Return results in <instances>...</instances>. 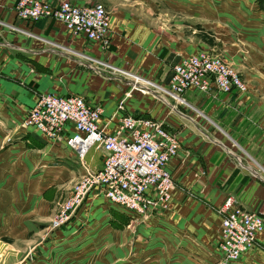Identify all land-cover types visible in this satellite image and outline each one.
Masks as SVG:
<instances>
[{"label":"crops","instance_id":"obj_1","mask_svg":"<svg viewBox=\"0 0 264 264\" xmlns=\"http://www.w3.org/2000/svg\"><path fill=\"white\" fill-rule=\"evenodd\" d=\"M70 1L105 6L111 19L108 44L73 35L59 20L23 21L13 9L16 0H0V105H6L4 113L19 118L41 93L78 94L102 107L98 122L105 133H114L125 114L161 121L177 134L179 150L167 163L174 181L170 207L164 216L151 219L157 223L150 229L163 231L171 248L181 247L176 263L182 258L183 264H215L221 220L227 211L240 205L264 218V66H259L264 63V5L259 0ZM201 50L221 55L249 89L235 93L191 88L183 104L155 91L167 85L180 57ZM118 70L154 90L146 93L133 88V80ZM28 128L39 149L53 151L50 156L59 161L56 167L64 168L72 178L84 174L75 150ZM72 132L68 124L64 136ZM102 156L103 151L92 146L85 159L91 169H98ZM95 193L88 194L85 204H95L91 213L102 222L86 224L78 240H58L91 257L95 247L109 245L111 231H120L103 222L108 207L131 214ZM145 229L142 225L134 238L133 254L121 233L113 239L120 247L107 257L116 258L117 264H156L154 249L161 240L156 238L157 243L150 236L151 241L144 242ZM235 264H264V228Z\"/></svg>","mask_w":264,"mask_h":264},{"label":"built area","instance_id":"obj_2","mask_svg":"<svg viewBox=\"0 0 264 264\" xmlns=\"http://www.w3.org/2000/svg\"><path fill=\"white\" fill-rule=\"evenodd\" d=\"M13 9L23 21L55 19L63 22L73 35L82 34L103 45L110 42L111 19L102 3L77 5L70 0H16ZM118 72L133 80V88L149 92V88L137 85L135 77L122 70ZM191 88L202 92L215 88L221 92L243 93L248 85L226 60L201 50L181 57L172 66L167 85L155 91L183 104L184 94ZM101 114L102 107L90 104L82 95L52 93L39 94L26 114L25 125L33 127L47 140L64 141L77 152L86 170L76 183L72 197L62 207L57 224L66 221L69 213L93 191L138 217L170 207L174 181L167 163L178 153L177 134L166 129L161 121L131 114L121 117L114 133H105L98 122ZM68 124L74 132L64 136ZM92 146L103 151L98 169H91L85 159ZM263 228L264 218L257 212L240 205L227 211L221 220L219 256L215 264H235L243 252L254 246L256 235Z\"/></svg>","mask_w":264,"mask_h":264},{"label":"rangeland","instance_id":"obj_3","mask_svg":"<svg viewBox=\"0 0 264 264\" xmlns=\"http://www.w3.org/2000/svg\"><path fill=\"white\" fill-rule=\"evenodd\" d=\"M259 2L264 5V0ZM254 48L258 51L257 47ZM246 52L250 53L249 49ZM259 66H264V63ZM139 83L154 90L141 82H137V85ZM5 109V104L0 105V264H117L116 258L106 255L113 254L111 250L120 247L113 239L125 233L127 244L131 246L129 253L133 254V241L142 225L147 228L142 233L144 242L151 241L150 236L157 243L161 240L154 249L156 264H183L182 258L178 263L175 262L181 247L171 248L165 242L163 231L154 232L150 229V225L153 227L157 223L151 219L164 216L165 211L149 212L138 217L110 205L109 215L103 222L120 231H111L109 245L95 247L92 257L85 252H77L81 250H77V247H65L59 243L60 239L78 240L79 236L84 235L82 228L86 224L102 220L91 213L95 204L86 205L85 199L69 213L66 221L56 223L62 207L72 197L82 175L70 177L64 173V168H58L59 165L56 167L58 158L50 156L53 152L50 147L38 148L39 142L31 136L30 128L24 123L28 109L22 111L19 118H8Z\"/></svg>","mask_w":264,"mask_h":264}]
</instances>
